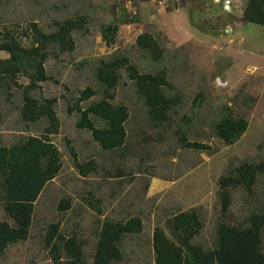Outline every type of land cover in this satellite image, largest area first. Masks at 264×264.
<instances>
[{
	"label": "rangeland",
	"instance_id": "obj_1",
	"mask_svg": "<svg viewBox=\"0 0 264 264\" xmlns=\"http://www.w3.org/2000/svg\"><path fill=\"white\" fill-rule=\"evenodd\" d=\"M136 1L138 13L131 15L124 0H0V28L12 23L25 27L36 21L50 32L57 20L81 14L89 17V31L73 33L74 50H55L45 63L47 73L59 83L41 81L42 87L31 91L38 98H59L56 111L61 128L53 139L63 167L36 202L30 237L10 245L0 264H55L45 245V235L55 222L61 223L62 234L78 237L92 263L103 221L139 215L143 232L124 237V258L113 264H155L154 228L160 225L174 237L168 221L180 211L199 213L203 228L192 242L208 249L217 245L220 222L242 225L252 213H264V175L251 193L243 187L232 188L226 216L221 215L219 184L222 175L234 174L242 162L264 159V25L242 20L247 0H229L227 6L226 0ZM108 24L119 26L111 44L102 35ZM144 31L161 44L164 56L160 60L138 45L137 37ZM121 55L128 56L141 72L164 69L170 82L166 90L179 96L180 103L167 122L153 121L136 84L121 69L112 102L129 108L128 136L123 147L106 150L90 130L76 126L80 114H71L67 108L88 85L98 91L90 101L104 97L96 69L101 59ZM18 80L19 85L7 86L0 79V145L40 135L48 122L45 118L30 124L22 120L23 85L29 78L22 74ZM228 108L234 117L249 122L233 144H226L215 131ZM93 118L97 125H106L103 119ZM180 131L208 148L186 147L179 139ZM67 138L81 161L95 156L98 172L87 177L79 174ZM64 197L72 206L61 211ZM0 219L9 220L2 204Z\"/></svg>",
	"mask_w": 264,
	"mask_h": 264
},
{
	"label": "trees",
	"instance_id": "obj_2",
	"mask_svg": "<svg viewBox=\"0 0 264 264\" xmlns=\"http://www.w3.org/2000/svg\"><path fill=\"white\" fill-rule=\"evenodd\" d=\"M242 20L264 25V0H247ZM88 24L89 17L81 14L55 21L56 28L50 32L42 29L36 21L25 27L12 23L0 28V53L8 54L7 57L0 56V79L7 86L19 85L18 77L25 74L29 83L23 85L21 118L26 124L36 123L43 118L48 121L40 135L29 134L17 144L0 145V204L9 218L0 219V259L10 245L30 237L36 202L47 183L63 167L61 151L53 139V135L59 134L61 128L56 111L59 98H38L31 91L41 88V81L59 83L58 79L47 73L45 63L55 50H74L76 43L73 33L78 30L88 32ZM118 28L116 24H108L103 28L102 35L107 43L113 42ZM137 43L154 60L164 56L161 44L148 31L138 35ZM121 69H126L128 77L136 84L138 94L144 98L153 121L167 122L170 113L180 103L179 96L170 95L166 90L170 82L164 69L156 73L141 72L126 55L101 59L96 76L103 85L104 97L90 101L98 91L88 85L79 91L67 110L71 114L75 111L80 114L76 126L90 130L93 139L106 150L123 147L128 136L126 122L130 115L129 108L126 104L112 102L114 90L122 77ZM88 101L90 103L84 105ZM228 110L216 122L215 131L226 144H233L243 136L249 122L245 117H234L232 109ZM93 116L103 119L106 125H97ZM179 139L189 148H208L202 142L189 140L185 133ZM67 142L81 176L98 172L99 163L94 157L81 161L72 140L67 138ZM260 175H264V159L242 162L234 174L220 177L222 216H226L230 210L232 188L243 187L251 193ZM71 206L70 200L64 197L59 203V210L65 211ZM168 224L174 237H169L160 225H156L153 231L155 264H264V213H252L250 220L242 225L220 222L218 242L214 249L192 242L203 228V221L196 210L180 211L169 219ZM143 230V219L139 215L126 220L105 219L92 263L87 261L78 237L62 234L59 222L50 224L45 245L55 264H113L124 258L121 247L124 237L139 234Z\"/></svg>",
	"mask_w": 264,
	"mask_h": 264
},
{
	"label": "built area",
	"instance_id": "obj_3",
	"mask_svg": "<svg viewBox=\"0 0 264 264\" xmlns=\"http://www.w3.org/2000/svg\"><path fill=\"white\" fill-rule=\"evenodd\" d=\"M136 0H124L125 7L129 10L131 15H135L138 13L139 5L137 6ZM160 5H164V1H159Z\"/></svg>",
	"mask_w": 264,
	"mask_h": 264
},
{
	"label": "water",
	"instance_id": "obj_4",
	"mask_svg": "<svg viewBox=\"0 0 264 264\" xmlns=\"http://www.w3.org/2000/svg\"><path fill=\"white\" fill-rule=\"evenodd\" d=\"M229 2H230L229 0H226V6L229 4Z\"/></svg>",
	"mask_w": 264,
	"mask_h": 264
},
{
	"label": "crops",
	"instance_id": "obj_5",
	"mask_svg": "<svg viewBox=\"0 0 264 264\" xmlns=\"http://www.w3.org/2000/svg\"><path fill=\"white\" fill-rule=\"evenodd\" d=\"M94 158H95V156H94ZM83 177H87V176H83ZM48 184V183H47ZM43 192V191H42ZM42 194V193H41ZM41 196V195H40ZM40 198V197H39Z\"/></svg>",
	"mask_w": 264,
	"mask_h": 264
},
{
	"label": "flooded vegetation",
	"instance_id": "obj_6",
	"mask_svg": "<svg viewBox=\"0 0 264 264\" xmlns=\"http://www.w3.org/2000/svg\"><path fill=\"white\" fill-rule=\"evenodd\" d=\"M220 2V1H219ZM220 4H221V2H220ZM222 5V4H221Z\"/></svg>",
	"mask_w": 264,
	"mask_h": 264
}]
</instances>
